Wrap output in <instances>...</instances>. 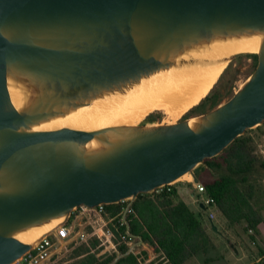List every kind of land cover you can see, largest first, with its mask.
Returning a JSON list of instances; mask_svg holds the SVG:
<instances>
[{"label": "water", "instance_id": "water-1", "mask_svg": "<svg viewBox=\"0 0 264 264\" xmlns=\"http://www.w3.org/2000/svg\"><path fill=\"white\" fill-rule=\"evenodd\" d=\"M256 34L254 70L208 112L172 123L34 129L156 72L248 54L183 58L213 40ZM263 121L264 0H0V264L29 252L80 205L128 201V227L138 194L186 173L199 183L194 171L205 159ZM56 219L33 242L16 237ZM140 246L139 238L114 261Z\"/></svg>", "mask_w": 264, "mask_h": 264}, {"label": "trees", "instance_id": "trees-1", "mask_svg": "<svg viewBox=\"0 0 264 264\" xmlns=\"http://www.w3.org/2000/svg\"><path fill=\"white\" fill-rule=\"evenodd\" d=\"M249 55L254 58L255 68L257 55ZM225 94L208 93L185 112L182 118L208 112L221 103ZM152 117L151 114L147 116ZM246 132L236 137L221 153L204 160L207 168L203 170L209 171L212 177L200 183L203 184L206 195L213 199L214 207L225 223L230 227L243 223V230L256 242L258 225L263 221V215L255 204L259 189L251 176L264 169V160L254 153L252 137ZM197 173L195 174L198 175ZM127 203L128 201L106 204L105 208L114 216ZM202 205L205 207V204ZM125 219L128 227L126 224L120 227L121 235L125 241L137 242L140 238L148 245L155 254L149 261L150 264H184L197 253L206 252L213 246L208 232L209 225L179 198L173 185L164 186L161 191L138 194ZM249 230L252 232H248ZM95 245L96 241L91 239L88 244L82 243L73 249L69 256L74 260L69 264H111L117 254H124L128 249V245L122 243L117 254L97 255L96 251H91ZM256 247L260 259L250 264H264V250ZM140 253L143 260L148 258L146 249L141 248ZM112 264L142 263L130 252Z\"/></svg>", "mask_w": 264, "mask_h": 264}, {"label": "bare ground", "instance_id": "bare-ground-1", "mask_svg": "<svg viewBox=\"0 0 264 264\" xmlns=\"http://www.w3.org/2000/svg\"><path fill=\"white\" fill-rule=\"evenodd\" d=\"M261 34L213 40L187 52L183 58L199 62L219 60L235 53H256ZM227 61L171 67L142 78L122 92L106 93L89 104L77 108L65 116L53 118L34 127L36 130H52L70 127L80 130H96L106 126L137 124L152 109L161 110L172 117L187 112L204 98L223 72ZM22 93L12 89L11 98L16 106L22 103ZM170 116V117H171ZM173 121V120H172ZM92 141L89 146H95ZM192 176L186 173L179 179ZM58 219L41 226L19 232L16 237L23 242H33L47 232Z\"/></svg>", "mask_w": 264, "mask_h": 264}, {"label": "rangeland", "instance_id": "rangeland-1", "mask_svg": "<svg viewBox=\"0 0 264 264\" xmlns=\"http://www.w3.org/2000/svg\"><path fill=\"white\" fill-rule=\"evenodd\" d=\"M233 63H236V65L232 66ZM250 64V61H248L246 57H242L237 61L233 59L228 61L223 72L209 93L215 92L225 94L226 92L221 103L225 102L238 90V88L242 86V84L254 70L253 65L251 66ZM234 68H240V73L238 76H236L234 83H232V81L228 83V74L231 76ZM228 85L231 86L229 89H227ZM150 114L153 117L147 118V116ZM183 114L177 117H172L161 110L152 109V111L146 114L144 118L140 119L137 124H140L143 120L155 121L156 123L177 122L183 120ZM246 131V134L252 137L254 153L264 160V153H262V151L264 152V121L261 125H257L253 128L247 129ZM211 177L212 176L209 175L207 178H203L201 175H198L199 182L203 181L204 179H210ZM253 181H255V184L258 185L259 189L258 193H256L257 197L255 199V204L264 216V169L259 170L258 173H255V179H253ZM191 182H193L192 177L190 179L183 178L172 183V185L176 188L179 198L187 202L190 208L199 214L200 218L209 225L208 232L213 241V246L208 248L206 252L197 253L184 264H250L251 262L255 261V258L258 257L256 246L257 244L259 246V242L256 244V242L250 239L249 235L243 230V223L232 227L228 226L225 223L224 218L215 211V208L212 205H208L206 203L205 194L193 189V187L190 185ZM196 202H202L206 204V209L204 210L199 208ZM210 212L214 216L211 222L217 226L219 233L214 232L211 229L210 220L208 219V214ZM258 230L264 239L263 223L259 226ZM227 240L233 244L234 248L229 246ZM80 245L82 244H69L66 246V249L61 248V246L58 244L55 245L54 253L48 264H69L74 260L73 258H70L69 254L73 249ZM145 264L150 263L148 261Z\"/></svg>", "mask_w": 264, "mask_h": 264}, {"label": "built area", "instance_id": "built-area-1", "mask_svg": "<svg viewBox=\"0 0 264 264\" xmlns=\"http://www.w3.org/2000/svg\"><path fill=\"white\" fill-rule=\"evenodd\" d=\"M262 153L264 152L262 151ZM191 184L193 189L205 194L206 203L208 205L214 206V201L211 197L206 195L203 184L200 182H191ZM169 185L172 184L164 186ZM164 186L155 191H161ZM125 207L122 208L119 213L111 216L106 210L105 204H99L92 207L80 205L71 212L67 221L63 225H59L55 229L54 233L42 238L33 249L16 259L12 264H48L54 253L55 245L58 244L61 248L66 249V246L69 244H88L91 239L96 241V245L94 248H91V251H96L97 255L117 254L118 247L122 243H126L128 247L135 243L125 241L120 233V227L125 224L123 220ZM129 211L130 209L127 212ZM213 217V214L210 212L208 214V219L212 220ZM248 232L251 233L252 231L249 230ZM141 247L142 246L134 247L131 252L137 256V259L142 264H145L152 260L155 254L151 252L150 255H148V258L143 260L140 253Z\"/></svg>", "mask_w": 264, "mask_h": 264}, {"label": "crops", "instance_id": "crops-1", "mask_svg": "<svg viewBox=\"0 0 264 264\" xmlns=\"http://www.w3.org/2000/svg\"><path fill=\"white\" fill-rule=\"evenodd\" d=\"M203 168H207V167H202V168H197L195 171H197V172H195V173H197L199 176L201 175L203 178H207L209 175L211 176V173L209 172V171H204L203 170ZM197 175V176H198ZM253 179H255V173L251 176V180H253ZM190 184V183H189ZM191 186H192V184H190ZM193 187V186H192ZM187 203V202H186ZM197 204H198V207L199 208H201V209H206V206L205 207H203V206H201V202H196ZM190 207V206H189ZM214 207V206H213ZM215 208V207H214ZM193 210V209H192ZM194 211V210H193ZM215 211H216V209H215ZM217 212V211H216ZM264 224V216H263V221L258 225V228H259V226L261 225V224ZM217 227V226H216ZM259 242V247H261V249H263L264 250V239H263V237H262V235H261V233L259 232V230H258V235H256V244ZM257 246H258V244H257ZM141 248H144V249H146L147 251H148V255H150V253L152 252V250H151V248L147 245V248H145L144 246H142ZM260 259V257H257V258H255V262L256 261H258Z\"/></svg>", "mask_w": 264, "mask_h": 264}, {"label": "flooded vegetation", "instance_id": "flooded-vegetation-1", "mask_svg": "<svg viewBox=\"0 0 264 264\" xmlns=\"http://www.w3.org/2000/svg\"><path fill=\"white\" fill-rule=\"evenodd\" d=\"M242 57H246V59L248 60V61H250V65L252 66L253 64H254V58L252 57V56H250L249 54H243V55H239V56H237L236 58H234L233 60H235V61H237V60H239V59H241ZM236 65V63H233V65L232 66H235ZM230 68V67H229ZM239 73H240V68H234V70H233V72H232V75L230 76L229 74H228V78H227V80L229 81L228 83H230L231 81H232V83H234L235 82V78H236V76H238L239 75ZM231 86H227V89H229ZM215 93V92H214Z\"/></svg>", "mask_w": 264, "mask_h": 264}]
</instances>
